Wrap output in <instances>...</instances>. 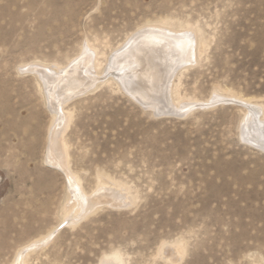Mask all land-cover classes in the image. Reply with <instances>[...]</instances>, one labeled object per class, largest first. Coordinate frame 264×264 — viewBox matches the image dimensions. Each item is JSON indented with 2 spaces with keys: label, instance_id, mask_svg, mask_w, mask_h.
Segmentation results:
<instances>
[{
  "label": "rangeland",
  "instance_id": "obj_1",
  "mask_svg": "<svg viewBox=\"0 0 264 264\" xmlns=\"http://www.w3.org/2000/svg\"><path fill=\"white\" fill-rule=\"evenodd\" d=\"M149 27L158 79L144 58L122 84L110 60ZM80 59L97 68L87 88L61 85L73 74L60 88L40 80ZM64 97L70 170L87 194L105 178L130 198L74 219L68 179L47 160ZM263 118L264 0H0V264L60 221L28 264H264Z\"/></svg>",
  "mask_w": 264,
  "mask_h": 264
},
{
  "label": "bare ground",
  "instance_id": "obj_2",
  "mask_svg": "<svg viewBox=\"0 0 264 264\" xmlns=\"http://www.w3.org/2000/svg\"><path fill=\"white\" fill-rule=\"evenodd\" d=\"M157 27H149L148 29H146L145 31H143L142 33L140 32H136L132 38L130 37V40L128 42V44H124V47H128L131 45H141L140 48H137V51H134L131 53L128 52L126 53L128 50L127 48H124L122 50L117 51L114 56L112 57V59L110 60L109 63V67H113L115 66V68H117L116 65L121 66V69H123L122 71H120V75L116 77V79L119 82H123L122 84H128L129 82L130 85L133 83V79L130 78V72L133 71L132 69H135L137 66L139 67V65H141V63L143 62V59L147 58L148 60V64H149V71H148V79L151 83H153L155 80L158 79V74H160V63H162V59L158 56V54H156V50L155 49H148L150 46L154 47L156 45H159L162 41L160 39V37L157 35ZM151 32L153 31L152 35H148L146 36V32ZM161 31V30H160ZM159 32V31H158ZM167 32V31H166ZM168 33V32H167ZM172 33V32H171ZM146 34V35H144ZM160 34V33H159ZM174 34V33H173ZM162 35V34H161ZM144 36V37H143ZM179 36V35H178ZM187 36V35H186ZM189 36V35H188ZM187 36V37H188ZM141 38V39H140ZM143 38V39H142ZM174 38V37H173ZM192 38V37H191ZM165 39V37H164ZM169 39V38H168ZM183 40V38H180ZM186 39V38H185ZM139 40V42H138ZM141 40V41H140ZM172 40V39H170ZM191 40V39H190ZM169 40H167L168 42ZM174 41V40H173ZM176 41V39H175ZM189 41V40H188ZM178 42V40L176 41ZM187 42V41H186ZM185 42V43H186ZM194 42V40H193ZM175 43V42H173ZM179 43V42H178ZM169 44V43H168ZM189 44V42H188ZM187 44V45H188ZM192 44V43H191ZM143 45V46H142ZM162 45V44H161ZM165 44H163L164 47ZM175 45V44H174ZM193 46V45H192ZM133 47V46H132ZM150 47V48H151ZM162 47V48H163ZM156 48V47H155ZM195 48V47H193ZM133 50H135L133 48ZM145 51H148L147 55L145 54ZM158 51V50H157ZM165 51V49H164ZM163 53V52H162ZM130 55V57H129ZM188 55V54H187ZM165 56V55H164ZM187 57V56H186ZM190 57V55H189ZM166 58V57H165ZM167 60V59H166ZM164 61V60H163ZM165 62V61H164ZM170 62V61H168ZM167 64V63H166ZM165 63H163V65H166ZM169 64V63H168ZM147 65V64H146ZM86 65H84L83 62H81L80 60H76L74 62H72V64L70 65V69L68 71V69L64 70V72L60 75L61 70H59L58 72H56L55 69L49 67V68H45L44 70H37L42 72L44 75L41 76L42 79H40L41 81L43 80V84L45 87L47 86H52V87H59V85L56 86V84H60L59 80L62 79L61 85L64 86H70L75 87V88H79L80 91L81 89L85 86V84L87 85V80L89 81V75L90 76H94L90 71L94 70L97 73V68L96 67H85L87 68V72H84V70L80 69L81 67H84ZM148 66V65H147ZM170 66V65H169ZM168 66V67H169ZM107 68V69H108ZM120 68V67H119ZM144 68V67H143ZM142 68V69H143ZM146 69V66H145ZM36 70V69H35ZM55 70V71H54ZM117 70V69H116ZM119 71V70H118ZM39 72V73H40ZM134 72V71H133ZM137 73V72H136ZM139 73V72H138ZM141 73V72H140ZM145 73V71H144ZM46 74V75H45ZM67 75L70 76V74H73V76H71V79L68 77V79H66L67 76H63V75ZM118 74V73H116ZM41 75V74H40ZM63 76V77H62ZM134 77L135 76V72H134ZM144 76V75H143ZM89 78V79H88ZM94 78V77H93ZM147 78V77H146ZM56 82L58 80V83H54V81ZM92 81V80H91ZM96 81V80H95ZM90 83V82H89ZM139 85V84H137ZM88 86V85H87ZM86 87V86H85ZM166 87V86H164ZM60 88V87H59ZM66 88V87H65ZM87 88V87H86ZM136 88V87H135ZM130 89V88H128ZM48 90V89H47ZM66 90V89H65ZM68 90V89H67ZM75 90V89H74ZM85 90V88H84ZM138 90V89H137ZM135 89H132V93L136 94L138 93V91ZM49 91V90H48ZM53 91V90H52ZM60 91V89H59ZM73 92V90H71ZM61 93V92H60ZM69 93V92H68ZM143 93V92H142ZM48 94V99L51 101L52 100V96L51 93H46ZM58 94V93H57ZM63 94V93H62ZM131 94V92H130ZM141 94V93H140ZM171 94V93H170ZM59 95V94H58ZM142 96V95H140ZM68 97V96H67ZM134 97V96H133ZM137 97V96H136ZM139 97V96H138ZM58 99H60V96L57 97ZM63 98V97H62ZM61 98V99H62ZM135 98V97H134ZM141 98V97H140ZM58 99H55V101H52V106L51 109L54 112L55 116H56V122H53L49 128V136H48V151H47V160L49 165H53L54 167L59 168L61 171H63L66 175V178L68 179L69 182V188L68 190H70V197H69V201L65 204V210H64V215L65 216H69V217H75L74 215L77 214H81L83 213V211H89L90 209H92L96 204H99L103 201H122L124 199H130L129 198V194H128V187L125 188V185L123 186L122 184L118 183V182H111L107 179L104 178V181L100 182V184L98 185V189L92 193V194H87L86 191H84L80 180H79V176L75 173H73L70 170L69 164H68V146L66 141L63 140L62 138V134L64 132V128H67V122L70 120L69 119V114L67 111L64 110L63 104L65 103V99L66 97H64V99L62 100V104L58 105L57 101ZM60 99V100H61ZM68 99V98H67ZM219 99V98H217ZM216 99V100H217ZM57 100V101H56ZM137 100V99H136ZM143 100V97H142ZM151 101V100H150ZM157 101V100H156ZM212 101V100H211ZM144 102V101H143ZM248 102V101H247ZM151 103V102H149ZM154 103V102H153ZM151 103V104H153ZM156 103V102H155ZM251 103V102H250ZM164 104V103H163ZM148 105V104H147ZM185 105V104H184ZM151 106V105H150ZM250 106V105H249ZM153 107V106H152ZM164 107V106H162ZM167 107V106H166ZM160 108V107H159ZM248 108V107H247ZM161 111V110H160ZM162 112V111H161ZM250 116V115H249ZM257 116V115H256ZM261 118V117H260ZM259 118V119H260ZM247 119V117H246ZM264 119V118H263ZM258 121V120H257ZM244 123V122H243ZM246 123V122H245ZM245 126L247 124H244ZM243 125V126H244ZM252 125V124H251ZM245 128V127H244ZM243 128V130H244ZM248 128V127H246ZM245 128V129H246ZM249 129V128H248ZM258 129V128H257ZM257 129L255 131H257ZM242 130V131H243ZM247 130V129H246ZM260 130V129H259ZM248 132V131H247ZM253 132V131H252ZM256 135V134H255ZM260 135V134H259ZM263 135V134H262ZM263 137V136H262ZM245 139V138H244ZM249 139V138H248ZM247 139V140H248ZM259 139V138H258ZM246 141V139H245ZM262 141V140H261ZM262 143V142H261ZM258 147V145H257ZM262 149V148H260ZM46 160V162H47ZM113 190V191H112ZM87 213V212H86ZM73 215V216H72ZM78 218V217H77ZM74 219V218H73ZM68 220V219H66ZM77 220V219H76ZM75 220V221H76ZM64 222V220H63ZM69 222H67L68 224ZM62 224V221H60L58 223V225L51 230L48 234H46L45 236L36 239L32 242H29V244L24 245L22 247H20V249L18 250L16 257L13 261L12 264H28L26 261V256L29 255V251L35 249L36 247H38L39 245H42V243H44L45 241L48 242V240H50L53 236H55V233L59 227V225ZM175 249L178 252H181V247L180 245L176 244L175 245ZM103 262L107 263V264H111V263H115V264H122V259L118 254H114L113 256H106L103 260Z\"/></svg>",
  "mask_w": 264,
  "mask_h": 264
},
{
  "label": "water",
  "instance_id": "obj_3",
  "mask_svg": "<svg viewBox=\"0 0 264 264\" xmlns=\"http://www.w3.org/2000/svg\"><path fill=\"white\" fill-rule=\"evenodd\" d=\"M233 100H229V99H220V100H215L213 101L212 103L213 104H216V103H220V102H232ZM66 225V222L65 223H62L59 228H62Z\"/></svg>",
  "mask_w": 264,
  "mask_h": 264
}]
</instances>
